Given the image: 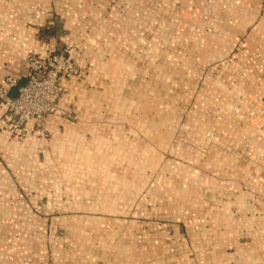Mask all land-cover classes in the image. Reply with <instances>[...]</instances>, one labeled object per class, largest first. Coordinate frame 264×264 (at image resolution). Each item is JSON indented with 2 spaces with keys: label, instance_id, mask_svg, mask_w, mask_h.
<instances>
[{
  "label": "rangeland",
  "instance_id": "1",
  "mask_svg": "<svg viewBox=\"0 0 264 264\" xmlns=\"http://www.w3.org/2000/svg\"><path fill=\"white\" fill-rule=\"evenodd\" d=\"M224 1L208 0L209 6L206 12L201 14L202 21L195 24L197 28L194 36L199 33L198 38H200V42L195 41L196 49L199 43H212L209 50L210 57L204 62L199 59L207 64V67L197 71L190 67L187 69L183 63L185 57L181 55L177 61L179 64L171 66L166 64L165 56L170 53L167 47L177 45L175 40L166 35H170L174 24L178 25L179 32L187 29V25L181 21H173V24L165 22V27L156 33V29H159L163 22L161 20L156 22L154 19L155 14L158 13V9L156 10L154 6L155 0H148L147 8L139 7V0H133L129 11H135L136 14L140 11L142 15H146L148 27L146 36L141 38L143 43L140 46H146V53L137 55L136 50L130 55L131 59L133 56L137 59V64L136 68L131 65L128 70L131 74L129 90L131 95H143L145 102L139 106L141 112L148 111L151 105L155 106L154 99L161 101L158 109L163 110L164 114L170 110L175 113L172 120L174 126H170L171 120L163 119L162 129L163 132L168 133L167 136L164 135V138L160 139L158 136L145 135L142 131L143 121L138 114L139 118H132L135 120L130 121V127L132 135L138 136L139 146H123L124 139L130 135L118 134L117 125L116 132L109 135L110 137L87 134L81 146H52L49 155H46L51 159V166L45 168V174L41 172V167L33 165L27 151L13 156V166H11L12 161L6 162L10 159L9 155L4 154V174L12 176L11 167L17 173H13L12 181L8 184L4 183L3 198L0 197V255H13L22 261L30 259L33 260L32 264H220V258H224L226 252H233L224 241L225 232L218 230L221 219L218 208L215 211L213 209L211 215L209 211L207 212L206 222L211 221V227L200 224L194 247L186 244L187 238L181 243L171 236H163V242L160 243L161 238H156L153 226L154 221L160 217L158 213L156 214L158 210L160 211L159 205L171 202L167 197L170 194L167 190L171 183L160 182L158 179L170 177L173 173L186 175V171L200 160L197 152L193 151L194 148L212 146V140L215 144L218 142V120L197 111L196 104L199 98L205 93L212 92L217 95L216 99H219V92L216 91L220 88L229 91L234 83L240 85L241 80H250L257 84L262 79L261 77L254 79L253 75L262 73L260 68L264 67V56L254 51L257 49H253L254 46L251 50L252 39L249 36V29L242 30L241 35L237 33V37L234 36V19L231 17L227 20V18L235 13L237 15V11L228 14L231 8L227 10L225 6L221 7ZM114 6L116 8L114 14L123 12L120 2H115ZM189 10L192 9L186 3L185 6L182 3L173 9L163 8L162 15L166 18V16L171 17L175 12L189 13ZM196 13L199 12L193 11L190 15ZM115 22L113 24H116ZM84 33L90 35V32L86 31L79 37L67 40L59 51L67 43L74 42L77 44V50L73 57L80 55L86 43H94L92 39L87 40ZM137 35V33L134 35L135 38ZM181 39L178 40V46H186L184 42L187 39ZM130 47L137 46L132 41ZM214 50L219 52L215 57L220 56L221 59H214L212 54ZM31 54L33 53L26 55V62ZM219 64H224L221 70L225 75L227 73L232 75L233 70L235 71L233 73L235 79L230 82L223 80L229 84L225 88L213 84L221 73V70H217L220 69ZM196 67L202 65L197 64ZM13 77L18 79L16 76ZM137 80L143 82L145 86L135 85ZM160 83L162 85L157 87L156 85ZM261 83L264 84V79ZM254 89L253 86L249 87L250 92L242 98L241 104L244 109L254 110L251 103ZM65 93L67 94L68 90ZM151 95H155V98ZM137 98L138 96H134L132 100L138 103ZM215 102L214 100L210 104L208 110H216ZM260 104L259 111H264V100ZM226 105L223 109L228 111L238 107L237 102ZM111 108L117 109V106ZM62 110L69 114L63 117L70 122L78 121L77 113L72 107ZM100 113L106 115L108 111L103 108ZM100 121L104 122V119ZM154 121L156 120L152 117L150 122ZM259 122L261 123L260 119ZM175 125L178 131L171 137L170 128ZM260 129L258 140L253 143L259 144L262 149L264 125ZM189 132H193L190 142L197 140V146H187ZM171 142L174 143L172 147ZM228 142L232 144L234 139L232 138V142L228 139ZM162 147L163 151H161ZM11 148L16 152L13 146ZM261 149L260 154H264ZM169 156L171 163L168 162L166 166L157 168L156 162L159 164L165 162L166 158H170ZM175 161L188 167L183 165L175 167ZM16 178L19 181H16ZM175 185L176 188L181 187L179 190L182 198L178 200L180 205L197 203L193 198L186 199V194L194 193L190 190L186 191L187 188L195 187L196 184L176 182ZM157 186L162 188L163 198L135 199V196L145 188L148 194L154 195ZM128 191L132 197L125 196ZM210 201L212 203V200ZM213 201L217 203V199ZM244 203L250 204V197H247ZM139 209L141 213L144 211L146 213L138 215ZM139 219L146 221L147 226L142 227L144 222L138 221ZM255 236L264 239V232ZM159 243L162 244L161 251H158ZM251 262L256 264L255 261Z\"/></svg>",
  "mask_w": 264,
  "mask_h": 264
},
{
  "label": "crops",
  "instance_id": "2",
  "mask_svg": "<svg viewBox=\"0 0 264 264\" xmlns=\"http://www.w3.org/2000/svg\"><path fill=\"white\" fill-rule=\"evenodd\" d=\"M115 2L121 3L122 13L114 14L116 12ZM132 2L133 0H0V85L2 86L6 84L5 79L8 76L18 78L26 76L27 54L33 53L45 58L58 52L67 40L79 37L86 31H89L90 35L84 33L86 34L84 37L87 40H94L93 44H85L80 55L73 57V73L70 78L62 80L68 93L58 99L56 111L46 118L44 123L47 137L40 136L30 124L24 127V136L9 133L7 131L8 115L5 107L0 103L1 198H3L4 183L8 184L12 181L13 173H17L11 167L12 176L4 174V154L9 155L10 159L6 162L12 161L11 166H13V156L27 151L32 158L33 165L41 167V172L45 174V168L51 166V159L46 155H49L52 146H81L87 134L110 137L109 135L116 132L117 125L118 134L130 135L124 139L123 146H139L138 136L132 135L130 127V121L135 120L132 118H139L138 114L143 121L142 131L145 135L158 136L160 139L168 135L162 129L163 119L171 120L170 126H174L172 120L175 113L173 114L170 110L164 114L163 110L158 109V105L162 102L156 99H154L155 106L151 105L148 111L141 112L139 106L145 102L143 95H131L129 90L131 74L128 70L131 65L136 68L137 64V59L134 56L131 59L130 55H133L132 51L136 50L137 55L146 53V46H140L143 43L141 38L146 36L148 27L146 15H142L140 11L138 14L135 11H129ZM147 2L148 0H139V7L147 8ZM182 3L184 6L186 3L192 10H189V13L185 11L186 14L175 12L171 17L164 18L163 8L173 9ZM154 6L156 10L158 9L154 17L155 21L163 22L160 28L156 29V33L165 27V22L173 24V21H181L187 25V29L179 32L178 25L174 24L170 35H166L177 43L176 46L167 47L170 53L165 56L166 64L170 66L179 64L177 61L181 55L185 57L183 63L187 69L190 67L197 71L204 70L207 64L203 62L210 57L209 50L212 43H199L196 49L195 41L200 42V38H198L199 33L194 36V31L197 28L195 24L202 21L201 14H204L209 6L208 0H155ZM223 6L227 10L231 8L228 14L237 11V15L235 13L227 18V20L231 17L234 19V36L237 37V33L241 35L242 30L249 29V36L252 39L251 50L257 48L254 51L264 56V0H228L227 3L225 0L221 3V7ZM193 11L199 13L190 15ZM224 18H226L225 13ZM114 22L116 24H113ZM136 33L138 34L137 39L134 36ZM181 38L187 39L184 42L186 46H178V40H182ZM132 41L137 47H130ZM212 54L214 59H221L220 56L215 57L219 55L218 51L214 50ZM140 63L138 59V64ZM197 64L202 67H196ZM223 66L224 64H219L220 69L217 70H221ZM260 69L262 73L258 72V75H253L254 79L259 77L264 79V67ZM233 73H235L234 70L232 75L228 73L225 75L221 70L219 79L213 84L218 87H227L229 84L223 80L230 82L235 79L236 76ZM260 83L254 84L250 80H241L240 85L234 83L229 91L221 88L216 91L219 92V99H216L217 95L212 92L205 93L199 98L196 104L197 111L218 120V142L215 144L212 140V146L194 148L193 151L197 152L200 160L186 171V175L173 173L170 177L158 179L160 182L171 183L167 190L170 193L167 197L171 199V202L162 203L161 206L158 204L160 211L158 210L156 214L158 213L160 217L154 221L155 225L153 223L156 238H161L160 243L163 242V236H171L181 243L187 238L186 244L194 247L200 224L211 227V221L206 222L207 212L209 211L211 215L212 210L215 211L218 208L221 217L218 230L225 232L224 241L229 248L233 249V252H226L224 258H220V264H253L251 261L264 264V239H258L255 236L264 232V154H260L261 146L253 143L258 140L260 128L264 125V111H259L260 102L264 100V84ZM135 85L145 86L141 81ZM161 85L160 83L156 86ZM248 86L255 87L251 102L254 110L244 109L241 104L243 103L242 98L250 92ZM155 95L151 97L155 98ZM134 96H138V103L132 100ZM170 97L172 101V95ZM214 100L216 101L214 109L217 111H210L208 109ZM236 102L238 107L231 108V111L223 109L227 106L226 104ZM113 106H117V109L111 108ZM69 107L77 113L78 121L75 123L59 113L60 110ZM103 108L108 111V114L100 113ZM152 117L156 121L150 122ZM101 119H104V122H101ZM156 124L160 125L155 126ZM170 130L172 137L176 135L178 127L175 125ZM192 135L193 132L188 133L187 146H197V140L190 142ZM228 139L232 144L228 142ZM221 140H223L222 144L219 145ZM173 145L174 143L171 142V147ZM12 146L16 152H13ZM86 146L92 145L86 144ZM163 150L162 147L161 151ZM261 150L264 151V148ZM170 161H172L171 157L166 158L165 162L162 161L160 164L156 162V166L162 168ZM189 161L191 162V158ZM177 162H174L175 167L181 165L188 167L186 164ZM173 172L176 171L173 170ZM38 174L40 176L39 171ZM16 181H19L18 178ZM176 182L196 184L195 187L190 186L186 190L194 192L192 195L186 194V199L193 198L197 200L196 204L180 205L178 200L182 198L181 190H179L181 187L176 188ZM161 191L162 188L157 186L154 190L155 194L152 195L148 194L145 188L135 196V199L163 198ZM125 196L132 197V194L128 191ZM247 197L251 199L250 204L244 203ZM216 199L215 204L213 200ZM138 213V215H143L146 211L141 213L139 209ZM141 221L144 222V220ZM145 223L147 222L145 221L142 227L147 226ZM160 243L158 251H161L162 244ZM32 261L30 259L18 260V257L13 255H0V264L23 262L32 264Z\"/></svg>",
  "mask_w": 264,
  "mask_h": 264
},
{
  "label": "built area",
  "instance_id": "3",
  "mask_svg": "<svg viewBox=\"0 0 264 264\" xmlns=\"http://www.w3.org/2000/svg\"><path fill=\"white\" fill-rule=\"evenodd\" d=\"M77 44L67 43L64 48L45 58L31 54L27 57L26 83L18 88L16 98H11L9 90L18 79L6 78V84L0 86V103L8 115L7 131L24 136V127L32 125L34 130L47 137L45 120L56 111L58 99L65 94L67 88L62 80L70 78L73 73V55ZM62 116H69L64 110Z\"/></svg>",
  "mask_w": 264,
  "mask_h": 264
},
{
  "label": "water",
  "instance_id": "4",
  "mask_svg": "<svg viewBox=\"0 0 264 264\" xmlns=\"http://www.w3.org/2000/svg\"><path fill=\"white\" fill-rule=\"evenodd\" d=\"M27 79L26 76L18 78L17 83L12 86L9 90V95L11 98H16L18 95V88L23 86L26 83Z\"/></svg>",
  "mask_w": 264,
  "mask_h": 264
}]
</instances>
